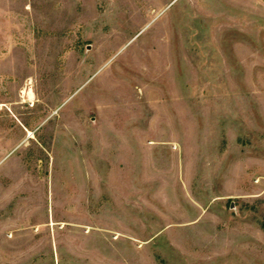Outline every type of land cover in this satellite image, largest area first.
<instances>
[{
    "label": "rangeland",
    "instance_id": "obj_1",
    "mask_svg": "<svg viewBox=\"0 0 264 264\" xmlns=\"http://www.w3.org/2000/svg\"><path fill=\"white\" fill-rule=\"evenodd\" d=\"M0 264H264V0H0Z\"/></svg>",
    "mask_w": 264,
    "mask_h": 264
}]
</instances>
